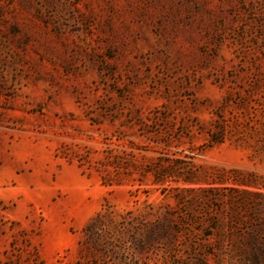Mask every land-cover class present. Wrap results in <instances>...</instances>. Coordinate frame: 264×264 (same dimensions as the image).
<instances>
[{
    "label": "rangeland",
    "instance_id": "1",
    "mask_svg": "<svg viewBox=\"0 0 264 264\" xmlns=\"http://www.w3.org/2000/svg\"><path fill=\"white\" fill-rule=\"evenodd\" d=\"M0 264H264V0H0Z\"/></svg>",
    "mask_w": 264,
    "mask_h": 264
},
{
    "label": "trees",
    "instance_id": "2",
    "mask_svg": "<svg viewBox=\"0 0 264 264\" xmlns=\"http://www.w3.org/2000/svg\"><path fill=\"white\" fill-rule=\"evenodd\" d=\"M211 138H212V142L213 143H220V142H222V139L221 138H217V137L216 138H213V136H211ZM104 159H105V162H107L109 165H113L115 167H117V165L119 163L118 162V158L115 155H112V154L106 155ZM114 180H115V178H106V176H101V183L104 184V185H111ZM103 205L106 206V204H103ZM107 212H109V211L107 210ZM98 216H100V214H98ZM96 220H98V219H95L94 220V223H95ZM99 224H95V226H97Z\"/></svg>",
    "mask_w": 264,
    "mask_h": 264
}]
</instances>
